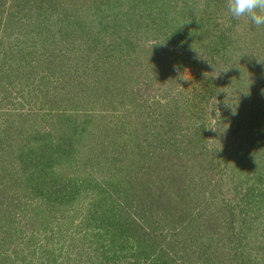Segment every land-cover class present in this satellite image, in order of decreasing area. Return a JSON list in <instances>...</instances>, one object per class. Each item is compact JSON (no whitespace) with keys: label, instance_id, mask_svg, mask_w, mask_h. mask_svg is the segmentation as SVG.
<instances>
[{"label":"trees","instance_id":"trees-1","mask_svg":"<svg viewBox=\"0 0 264 264\" xmlns=\"http://www.w3.org/2000/svg\"><path fill=\"white\" fill-rule=\"evenodd\" d=\"M240 21L226 0H0V264H264V42Z\"/></svg>","mask_w":264,"mask_h":264},{"label":"rangeland","instance_id":"rangeland-1","mask_svg":"<svg viewBox=\"0 0 264 264\" xmlns=\"http://www.w3.org/2000/svg\"><path fill=\"white\" fill-rule=\"evenodd\" d=\"M240 22L241 23H245V26L248 25V29H249V33H250V37L248 38V41H250L251 44L256 42L257 40H262L264 42V26L263 25L259 26V27L254 26V25L251 24V22L247 18H241ZM53 29H57V28L54 26ZM255 37H257V38H255ZM257 45L259 46V44H257ZM256 58H258V57H256ZM199 65L201 66V69L203 70V78H204V77H206L208 75V73H207L208 69L204 68L203 64L202 65L199 64ZM251 65H252L253 68L249 67L246 70V75L248 76V79H250V80L251 79H253V80L255 79L256 81H260L259 77H258V74H259L260 77L264 78V64H263V62H261L262 66H260L259 64L257 66L256 63L251 64ZM198 67L199 66L191 65L189 68H184L181 71V75H182L183 79H182V82L179 84V87H180L179 89L180 90L183 87L186 88L187 90H192V84H193L194 79H195V77L197 75ZM261 71H262V73L260 74ZM156 76H157L156 71H152L151 77L155 78ZM258 85H261V82H258ZM156 87H157V85H156ZM112 116H113V113L109 112V114L105 115L106 118H103L101 122H103L107 126V129L110 131V134H112L113 131H114V134H116L115 133L116 130L112 127V124H111L112 119H113ZM90 130L93 133H91L90 136L86 137L85 142L93 147V146H95L98 143L99 138L95 135L96 128H95L94 125L92 126V128ZM116 136H117L118 139L121 138L120 133H118V135H116ZM102 138H105V135H103ZM119 141H120L119 144H125L124 143V141H125L124 137H123V140L119 139ZM88 150L89 149L85 150V152L88 153ZM109 151L110 150H108V152ZM103 153H105V152H103ZM116 169L117 170H122L119 166H116Z\"/></svg>","mask_w":264,"mask_h":264},{"label":"clouds","instance_id":"clouds-1","mask_svg":"<svg viewBox=\"0 0 264 264\" xmlns=\"http://www.w3.org/2000/svg\"><path fill=\"white\" fill-rule=\"evenodd\" d=\"M228 13L234 19L247 18L252 25H264V0H226Z\"/></svg>","mask_w":264,"mask_h":264}]
</instances>
